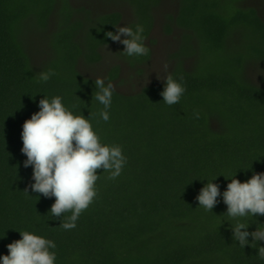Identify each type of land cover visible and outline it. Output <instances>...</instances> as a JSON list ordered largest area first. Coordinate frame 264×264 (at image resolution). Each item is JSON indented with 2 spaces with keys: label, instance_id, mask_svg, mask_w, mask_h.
I'll return each mask as SVG.
<instances>
[{
  "label": "trees",
  "instance_id": "1",
  "mask_svg": "<svg viewBox=\"0 0 264 264\" xmlns=\"http://www.w3.org/2000/svg\"><path fill=\"white\" fill-rule=\"evenodd\" d=\"M172 1L176 12L163 11ZM137 24L149 51L129 57L106 33ZM159 29L178 41L163 79L186 91L172 106L162 81L123 90L155 61ZM48 70L47 83L35 79ZM97 78L114 85L107 122ZM44 96L91 116L101 142L127 158L114 180L97 170V196L70 230L50 213L55 198L31 191L23 166L22 126ZM254 173H264V0H0V256L29 231L55 242L56 264H264L258 243L233 240L226 205L206 211L196 200L207 181L222 193L227 179ZM244 222L264 228V216Z\"/></svg>",
  "mask_w": 264,
  "mask_h": 264
},
{
  "label": "clouds",
  "instance_id": "2",
  "mask_svg": "<svg viewBox=\"0 0 264 264\" xmlns=\"http://www.w3.org/2000/svg\"><path fill=\"white\" fill-rule=\"evenodd\" d=\"M115 29V32H107L106 37L123 44L124 54L133 57L148 53L143 25L137 24L135 30L127 26ZM53 75L52 70L42 71L35 79L47 83ZM161 80L164 83L160 93L163 103L169 106L179 103L185 87L172 75ZM95 88L94 100L103 106L99 117L107 122L114 85L111 82L106 84L104 78H97ZM38 108L39 111L22 126L21 153L26 156L23 166L33 170L31 191L45 198L54 197L50 213L56 218L62 216L60 227L70 230L97 196L95 185L101 176L97 170L102 169L109 174V179L114 180L121 175L127 158L121 146L102 143L90 122L91 116L85 118L75 114L63 103V97L49 99L44 96ZM196 117L199 118L198 113ZM236 177L237 174L227 179L230 182L222 193L216 179L207 181L196 197L198 208L213 211L218 203L226 205L225 216L235 221L231 228L233 240L244 248L258 243L257 256L264 260V246H260V242H264V228L250 232V225L244 222L248 217L264 216V173H254L244 182ZM25 192L29 193L27 189ZM221 197L222 200L218 199ZM66 213L71 215L65 216ZM19 233L21 239L7 245L8 254L0 256V264H56L53 240L29 231Z\"/></svg>",
  "mask_w": 264,
  "mask_h": 264
},
{
  "label": "rangeland",
  "instance_id": "3",
  "mask_svg": "<svg viewBox=\"0 0 264 264\" xmlns=\"http://www.w3.org/2000/svg\"><path fill=\"white\" fill-rule=\"evenodd\" d=\"M175 4L176 3L174 1L169 2V5L168 3L164 4L163 11L166 9L167 13L176 12ZM123 7L124 4H122V8ZM166 12H164L165 15ZM157 30L153 33V39L155 40L153 50L154 52H156L154 57L155 61L152 62V65L146 68V73L142 77L139 78L136 77L133 80L127 81V84L125 85L126 87L123 88V90L128 91V88L134 86V84L140 86L144 83L150 84L154 81H162L161 79L165 77L169 69V66L167 65L168 62L167 56L174 48L178 46V41H176V43L174 44L173 41L170 40L169 36L165 34L161 29H159V31ZM112 53L113 54L115 53V48L109 51L108 53L109 60L114 59ZM249 65H250L249 67L250 75L255 79H259L261 73L260 66L258 64H249Z\"/></svg>",
  "mask_w": 264,
  "mask_h": 264
}]
</instances>
